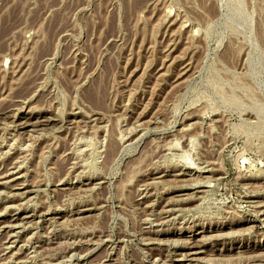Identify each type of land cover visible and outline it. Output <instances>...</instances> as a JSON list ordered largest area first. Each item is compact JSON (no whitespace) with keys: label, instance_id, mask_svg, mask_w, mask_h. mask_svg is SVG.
<instances>
[{"label":"rangeland","instance_id":"obj_1","mask_svg":"<svg viewBox=\"0 0 264 264\" xmlns=\"http://www.w3.org/2000/svg\"><path fill=\"white\" fill-rule=\"evenodd\" d=\"M0 264H264V0H0Z\"/></svg>","mask_w":264,"mask_h":264},{"label":"bare ground","instance_id":"obj_2","mask_svg":"<svg viewBox=\"0 0 264 264\" xmlns=\"http://www.w3.org/2000/svg\"><path fill=\"white\" fill-rule=\"evenodd\" d=\"M96 92V91H95ZM32 124V123H31ZM32 126V125H31ZM177 145V144H176ZM178 148V147H177ZM195 200V199H194ZM168 211V210H167ZM21 220V219H20ZM191 255H192V253H191ZM55 259V258H54Z\"/></svg>","mask_w":264,"mask_h":264}]
</instances>
